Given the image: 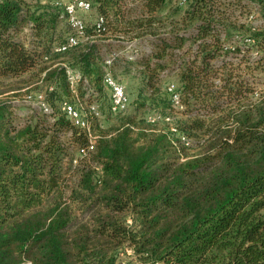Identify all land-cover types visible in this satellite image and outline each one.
Wrapping results in <instances>:
<instances>
[{
  "label": "trees",
  "instance_id": "16d2710c",
  "mask_svg": "<svg viewBox=\"0 0 264 264\" xmlns=\"http://www.w3.org/2000/svg\"><path fill=\"white\" fill-rule=\"evenodd\" d=\"M178 1L189 3L176 18L171 0H91L99 33L151 37L153 50L135 111L93 129L87 155L85 132L61 110L16 125L0 100V264H264V94H253L264 24L238 20L241 0ZM250 1L264 18V0ZM62 21L54 2L0 0V84L41 80L53 85L47 101L99 102L100 48L86 28L87 40L54 52ZM61 63L81 75L76 95ZM174 75L179 111L166 89ZM175 112L177 132L148 120ZM193 143L201 151L188 156Z\"/></svg>",
  "mask_w": 264,
  "mask_h": 264
},
{
  "label": "built area",
  "instance_id": "2783aa9c",
  "mask_svg": "<svg viewBox=\"0 0 264 264\" xmlns=\"http://www.w3.org/2000/svg\"><path fill=\"white\" fill-rule=\"evenodd\" d=\"M184 1V0H182ZM55 5L61 7L62 15L64 20L69 27V32L64 37V39L54 47V52L63 53L71 48L76 47L81 42L88 39L86 34L87 24L83 18V13L88 12L93 8L91 0H55ZM242 5L248 6L244 8V11H238L237 18L240 22L250 24L252 28L260 27L264 24V18L261 17L259 13L258 5L250 0H241ZM105 19L102 15L97 14L96 19L92 25L93 30L96 32H101L104 30ZM28 30V28H26ZM223 36V33H222ZM243 41H251L249 38L245 37ZM225 49H233L231 42H227L224 46ZM138 48L134 47L129 52L124 53V56L128 60H133L138 55ZM240 53H243V49ZM119 56V52H113L103 61L102 72H103V84L110 90V110L112 113H124L127 111L129 106V99L125 92L124 85L115 77L111 71V66L114 60ZM257 57V53H252V58ZM48 60V56L44 57ZM55 63L54 65H57ZM65 69L66 81L69 85L72 93L76 95V86L81 80V75L78 70L72 69L66 66L65 63H61ZM84 83H87V79L83 78ZM53 89V85H49L45 91L30 92L27 91L20 98H15V102H23L26 104H32L34 107L38 108L43 114L47 115L48 119L52 121L54 119V111L52 106L47 101V91ZM166 89L170 94V101L172 107L176 110L184 109L181 102L180 92L176 89V84L174 82H169L166 85ZM254 96L256 97L259 93L257 90L254 91ZM61 112L70 120L71 124L78 127L85 132L87 136V142L85 145L79 148L78 153L81 157L87 155L89 151L95 148V143L97 139V134L93 130L92 120L101 117L100 103L97 100L83 101L79 97H75L73 102L64 100L60 106ZM173 119L172 115L161 116L159 114H153L148 116L150 122H156L161 120L168 124V128L171 132H177V127L171 124ZM181 143L184 145H190V139L179 134ZM176 143V142H174ZM76 159H74V163ZM264 210V208H263Z\"/></svg>",
  "mask_w": 264,
  "mask_h": 264
},
{
  "label": "rangeland",
  "instance_id": "374dc122",
  "mask_svg": "<svg viewBox=\"0 0 264 264\" xmlns=\"http://www.w3.org/2000/svg\"><path fill=\"white\" fill-rule=\"evenodd\" d=\"M28 1H40L42 3L45 2H54L55 0H28ZM190 1V0H188ZM178 0H171L170 2V9L175 10L176 8H179L180 11L178 14L175 15L176 18H178L181 15V12L185 10L188 6V3L185 4H178ZM169 8V7H168ZM168 8L166 10H168ZM97 12L95 11L94 7L89 10L88 12L83 13V18L86 21L87 24V30L90 32L91 36L89 38V41H94L100 48L102 59L108 57L113 52H119V56L114 60L111 71L115 77L119 79V81L124 85L125 92L129 99V106L126 112L114 114L109 111V103H110V90L106 88V95L104 94L103 97L99 98V103L101 106V110L103 114L101 113V117L98 118V120L92 121V127L95 131H98V127L106 128L108 125H113L118 123L120 117L126 116L130 113H133L135 110L136 105V97H137V87L139 85L140 81V68L143 66V59L145 57H149L151 54V51L153 50V41L151 37H136V38H129L124 37L120 35H115L111 31L109 32H103V33H92V25L96 19ZM228 14V11H227ZM60 30L63 33V37L67 35L69 32V27L65 21L60 22ZM84 42V41H83ZM81 42V43H83ZM137 47L138 55L133 60H128L125 58L124 53L129 52L132 48ZM55 54L52 52L49 54L48 60L43 59V63L50 64L52 61H56L58 59H53L52 55ZM61 60V59H60ZM56 63V62H55ZM260 70V69H258ZM256 71L255 77H256V83H255V89L258 91L259 95L264 94V71ZM173 81L174 83H177L175 75L170 77L168 81ZM46 90V83L38 80L37 82L33 83H26L23 82L22 79H10V80H4L0 84V100L6 102L12 112V118L16 125H22L29 120L33 119L36 115H42V112L34 107L32 104H26L23 102H15V98H20L24 95L25 92H36V91H45ZM105 91V88H104ZM65 99V98H64ZM48 103L54 107L57 111L60 110V101H50L48 99ZM147 115V114H146ZM181 114L179 112H175L173 115V119L171 121V124L175 125L176 121L181 119ZM166 122L163 121H157V126L160 128H164L166 126ZM168 126V125H167ZM201 151V148L197 143H193L191 147L187 149V155L192 156ZM74 157H78L77 154H75ZM132 251L130 249H126L123 253L120 255V259L126 261L131 258Z\"/></svg>",
  "mask_w": 264,
  "mask_h": 264
}]
</instances>
